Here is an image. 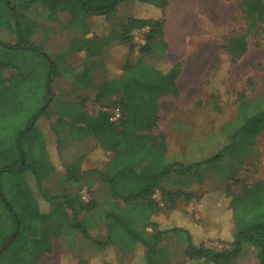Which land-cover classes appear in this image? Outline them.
Returning <instances> with one entry per match:
<instances>
[{"label":"rangeland","instance_id":"rangeland-1","mask_svg":"<svg viewBox=\"0 0 264 264\" xmlns=\"http://www.w3.org/2000/svg\"><path fill=\"white\" fill-rule=\"evenodd\" d=\"M137 1L139 3L134 0H126L121 3L117 11L104 21L105 25H102L101 19L91 18L93 29L98 33H102V31L106 33V31L112 30L114 38L117 39L122 31L121 26L126 21L130 19H156L163 16L164 30L168 36L167 31L171 32L169 24L176 10L178 13L182 8L184 9L177 24L178 28H181L179 30V48H175L171 44L160 59L155 55L147 57V62L158 69L165 68L164 63L172 62L179 63L183 69L177 83L178 94L159 99L157 107L160 117L158 116L157 125L151 133L152 135L153 133L156 134L153 136L164 139L165 149L166 137L175 148L180 149L178 153H183L184 156L179 161L183 165L188 163L187 161H194L196 154L199 157L197 161H204L210 155H214L210 153L213 152L215 146H220L221 143L222 149L232 141L236 142L223 149L222 161L209 166L201 165L187 177L174 176L164 181V187H171L172 185L179 188L200 187L199 191L196 190V193H191L192 198L189 200L177 199L175 205L180 213H185L187 219L197 222L205 230L208 235L206 239L212 237L211 240L205 242L206 247L220 250L223 247L221 241H228L224 237H222L224 239L216 237V226L209 221L206 224L202 219L203 217L193 207V201L197 200V196L203 192L201 190L203 188L205 191L210 190L208 198H210L211 203L216 201L219 205L217 200L226 188L232 194L239 195L244 186L250 185L259 178V180L264 181V24L256 21L255 18L247 19L240 0ZM163 1L167 2V5L162 11L157 7ZM57 17V21L47 18L41 22H35V24L32 21L25 22L26 30H29L26 32L23 29V31L26 35H30L29 41L35 48L39 49L38 52L18 48L21 47L22 42L15 37L14 32L3 30L4 28L0 29V113H3V115L0 114V139H5L7 144L14 142L17 134L26 128L29 129L34 123V129H39L42 133L46 152L53 151L54 137L46 132L48 120L44 119L43 116L36 118L35 115L48 99L46 112L48 116H51L50 118L66 113V111L71 113L75 110L74 108L77 109V103L74 101L78 96L91 98L94 93V89H92L93 93L91 91H76L71 72L68 70L69 64L78 65V60L72 59L70 55L75 46L73 44L81 42L78 39V34L80 35L83 28L76 21L71 23L69 16L65 13H59ZM91 19H87L89 26L92 24ZM252 23L253 25H251ZM146 32L147 28H136L128 33L134 46L129 59L132 63L139 58L137 50L139 46L144 44ZM24 33L21 34L26 39ZM242 34L246 38L245 53L238 57L235 63L231 64V58L226 51L228 40L232 36ZM31 36L33 37L31 38ZM169 36L171 37V35ZM16 41L19 45L17 48L4 47L5 44L15 45ZM124 54L108 52L104 59L108 68L107 71L105 70L108 77L115 78L119 73L120 66L124 61ZM51 61L55 64L54 68H58V71H55L56 77L49 87H46ZM71 69L76 72L74 67ZM99 82V79L96 80V83ZM114 101L116 102L115 98L111 99L110 102L106 101L105 104H111ZM85 106L86 110L91 113L98 110L91 101H88ZM107 110H110V107ZM45 116L47 115L45 114ZM249 119L248 122L251 123L246 131L236 134ZM58 121L64 123L62 118ZM51 128L54 132L57 131L55 124H52ZM261 129H263L262 135L253 134V130ZM165 131H169L171 135L165 137L160 134ZM247 136L249 139L251 137L259 138L258 142L260 143L252 145L238 140L247 139ZM63 138L64 135L59 136L60 140ZM190 145L203 149L190 151L191 156L186 159L188 157L185 156V153L189 152L187 150ZM85 149V143L73 144L64 149L67 151H65L64 159H75L77 155L75 151L83 150L85 153ZM48 158L45 155L42 156L44 162ZM246 165L249 169L240 175ZM239 175L238 181L232 179ZM1 177L2 196L6 203L14 207L16 212L18 198H14L13 194L9 195L3 186L7 177H11L12 183L17 186L15 191H22L23 186L27 185L37 202L43 203L44 208L47 207L46 202H42L43 199L39 196L33 177L25 169L19 173L4 172ZM230 179L232 180L230 181ZM18 180H22L24 185L19 186ZM55 181L54 179L48 181L46 187L48 189L57 187L58 183ZM161 190L166 191L163 188ZM85 191L86 195H89L87 188ZM172 192L185 193L179 189ZM20 199L21 202L24 201V196H21ZM152 199L161 209L168 207V204L161 200L159 192H155ZM89 200L83 204L87 205ZM28 202L25 199L24 204H28ZM95 202L91 210H83L80 215L78 214L77 219L80 221L74 222L73 227L76 226L74 228L65 230L63 222L57 220L50 223V231L53 233L50 238L53 241L52 246H49L50 253L46 252L47 249L41 252L43 246L27 239L23 227L24 219L17 214L20 225L18 224V230L16 228L14 231L15 238L13 239L10 235L3 244L1 242L4 237L0 238V250L6 249L1 254L0 264H58V256L61 252H67L64 263L61 261V264H76V262L88 264L87 261L91 258V254L96 255L98 249L101 250L99 247L104 240L103 235L105 237L108 235V231L101 227V223L106 220L103 211L107 205L101 198ZM56 203L54 202L53 205L56 206ZM207 211L218 212L219 208L211 209L209 207ZM126 212L129 211L126 210ZM0 214L7 225L12 224L10 217L3 208H0ZM165 214L166 211L163 210L159 215L163 217ZM138 215L143 221L141 213ZM174 218L172 226L179 220L177 213H175ZM81 231H85L86 236L81 235ZM113 238L116 241L115 245L103 250L107 251L109 248L108 254L116 259L117 264H126L125 254L118 245L123 243L119 242V233L115 232ZM167 240L168 244H165ZM185 241V236L181 233L168 234L161 242L162 245L158 246L157 256H153L149 263L183 264ZM248 250L249 248L244 247L241 255L234 263H237L244 256L246 264H253L251 262L254 261V258L250 255H255V253L247 252ZM170 252L174 253L172 259L170 257L166 261ZM255 252L254 264H260L262 255L258 251ZM140 256L143 264H146L145 255ZM71 259L72 262H70Z\"/></svg>","mask_w":264,"mask_h":264},{"label":"trees","instance_id":"trees-1","mask_svg":"<svg viewBox=\"0 0 264 264\" xmlns=\"http://www.w3.org/2000/svg\"><path fill=\"white\" fill-rule=\"evenodd\" d=\"M27 1L29 5L37 2L42 3L50 11L51 17L57 12L65 13L69 16L71 23L76 21L81 27L85 28V19L87 18H99L102 25H105L104 21L113 15L120 4L126 0ZM134 1L138 2L137 0ZM7 2L8 0H0V28L9 30L12 23L14 26L13 31L17 34L22 45L20 47L18 43L15 46L5 44L4 47L17 48L19 46L18 48L38 52V48L29 44L25 36L22 37L20 25ZM240 4L247 19L255 18L256 21L264 24V0H240ZM166 5L167 2L163 1L157 8L163 11ZM162 18L163 16L156 19H130L122 24V31L117 39L114 38L113 31L110 30L105 37L94 34L93 38L89 40L83 39L81 43L75 42L73 44L75 45L74 49L84 47L91 57H99L102 60L105 59L112 48L123 47L125 49L124 61L120 66L119 73L115 78L105 75L104 81L95 94L94 102L102 111H99L94 118L87 116L81 110H78V112L74 110L71 113L66 111V116L69 119H77L78 122L84 125L85 136L88 135L94 138L102 149L113 154L109 165H107L106 174H99V179L106 183L112 199L116 201L111 210L105 213V219L108 221L106 225L108 235L100 246L112 248L116 242L113 238L114 233L118 232L119 242L126 245L133 244L141 252L142 250L147 252L145 253L147 254L145 255L147 260L145 263L150 264L149 261L152 259L153 254L157 252V248L164 237L170 233H181L186 240L183 264H246L244 256L237 263H234L241 255L244 247L249 248L247 252H254L255 255V251H258L262 255L260 264H264V182L262 181L244 186L239 195L232 194L227 188L224 190L223 194L227 199L228 211L212 216L209 220L212 223L220 221V231L229 234L228 242L221 241L223 247L220 250L208 248L203 242H198L196 239L200 237V234L192 227L194 225L190 224V221L187 222L181 216L182 213L178 215L179 220L173 226H168L170 227L168 229L161 228L150 220L151 215L160 214L163 210L174 211L177 199L189 200L193 197L191 193L161 190L160 181L162 178L169 174L180 177L187 176L195 168L218 162L224 157V151L222 150L214 157L197 164L183 165L177 162L165 164L164 139L153 136L151 133L158 121V101L163 97L178 94L177 80L181 72V65L177 62L164 63L165 68L163 69H158L147 62V57L150 55L158 56L160 59L167 50L163 39L164 21ZM136 28H147V32L144 35V44L139 46L137 50L139 58L132 63L129 59L134 46L128 33ZM245 40L243 34L229 38L226 51L231 58V64L235 63L236 59L245 53ZM54 67L55 64L51 61L47 73L46 87H49L56 77ZM113 98L116 99V102L105 104L106 101L110 102ZM46 103L47 101L35 115L36 118L48 116ZM109 107L110 109L119 108L120 110V119L114 123L109 121L110 113L107 110ZM0 114L3 115V113ZM248 121L250 119L244 123L240 130H246L250 126L251 122ZM54 136L57 143L58 134L54 133ZM4 140L0 139V180L2 179L1 174L4 172L19 173L25 169L33 177L39 196L51 202L52 205L54 202L57 203L51 214H42L29 187L27 185L23 186L24 182L18 180L19 186H23V189L22 191H15L17 186L12 183L11 177H7L3 186H5L4 188L9 195L13 194L14 198H18L16 212L14 207L6 203L2 196L1 181L0 208L5 210L8 217H10V223H12L7 225L0 214V238L4 237L1 244L14 233L17 224L20 225L16 216L19 214L24 219L23 227L27 239L43 246L42 250L39 249L41 252L47 249L46 252L50 253L47 235L50 232V223L57 220L63 222L67 228H74L76 226L73 227V224L77 215L92 207V204L83 205L77 197L68 198L63 194L50 198L42 194L41 182L52 173V168H47L44 165L42 159L45 153L44 143L39 131L34 129V123L29 129L26 128L23 132L17 134L14 142H8L7 144ZM63 179L77 183L78 177L70 174ZM155 192L161 194V200L168 204V207L161 209L152 199ZM21 196H24L22 202ZM25 199L29 201L28 204H24ZM119 203L124 206L123 209L119 207ZM126 210L129 212H126ZM139 213L143 216L144 222L140 219ZM138 219L140 220L136 221ZM147 228L150 229V232H147ZM80 233L86 236L85 231ZM107 251H109V248ZM141 252L136 253L134 255L136 261L129 264H143L140 256L143 253ZM255 255H250L254 258L253 264ZM62 263H64V259H62ZM76 264L84 263L76 262ZM101 264L117 263L113 257L107 254Z\"/></svg>","mask_w":264,"mask_h":264},{"label":"crops","instance_id":"crops-1","mask_svg":"<svg viewBox=\"0 0 264 264\" xmlns=\"http://www.w3.org/2000/svg\"><path fill=\"white\" fill-rule=\"evenodd\" d=\"M8 5L9 8L11 9L12 14H14V16L16 17L18 23H19V27L21 29V32L24 33L23 29H25L26 32H28L29 29L26 30V24L25 22H33L35 24V22H41L43 20H46L47 18L49 20H53V21H57L56 19L58 18V14L61 12H57L54 16L51 17L50 11L45 8V5H43L40 2L37 3H33V4H28L27 0H8ZM26 4V5H24ZM36 10H38L36 12ZM40 11V12H39ZM165 16H166V10H165ZM36 17V18H33ZM87 19H91V18H87ZM87 19H85V23H86V27L83 28V30H81L80 35L78 34V39L79 40H89L91 38H93V35H97V36H101V37H105L108 35L109 31H106V33H104V31H102V33H98L95 29H93V21L91 19V26L87 25ZM11 29H3V30H7L9 32H14L13 31V24L11 23ZM2 29V28H0ZM99 31V30H98ZM168 33V31H167ZM15 34V37H17V34ZM25 34V33H24ZM26 35V34H25ZM163 38L164 42L167 46V48H169V46L172 44L175 48H179L178 45L180 44V40L177 41L172 39V36H168L166 35V32L163 28ZM178 38H180V34L178 33ZM33 36H31L32 38ZM27 41L29 44H31V42L29 41L30 35L27 34L26 35ZM81 43V42H79ZM17 44V41L15 43V45ZM12 45V46H15ZM32 45V44H31ZM110 52H120V53H125V49L123 47H115L109 50ZM72 57V59L78 60V65L74 66L71 62V64H69L68 70L69 72H71L70 74L72 75V82L74 83V89L76 91H92V89H94V93L92 95L91 98H88L87 96H78V98L74 101L77 103V109H75L76 112H78V110L85 112V114L91 118H94L97 116L99 111H102L100 109V107L94 102V97L95 94L98 92V88L99 86L102 84V82L104 81L105 75H107V73L105 72V70L107 71L108 68L106 66V63L104 62V60H102L99 57H91V55H89V53L86 51V49L81 48V49H74L72 48V53L70 55ZM71 67H74V70L76 72L73 71V69H71ZM56 70L58 71V68H56ZM183 69L181 67V72L180 75L178 77L177 83L180 79V76L182 75ZM106 73V74H105ZM100 80L99 83H96V80ZM178 89V86H177ZM108 98V97H107ZM88 101H91L93 104H95L97 106L98 110H95V112H89L86 110V104ZM47 102H49V99L47 100ZM158 109V107H157ZM48 115V114H47ZM160 114H157V116H159ZM168 115H170L168 113ZM51 116H47L44 117V119L48 120L47 121V131L49 132L55 140V136L54 133L58 134V141L56 143L55 141V146H54V150L50 151L49 153L46 152V148L44 145V149H45V153L44 155L49 157L47 160H45L44 165L48 168H52V173H50V175L48 177H46V179H43V181L41 182V191L42 194H44L46 197L50 198L53 196H57L59 194H63L66 195L68 198H72V197H77L78 200L80 201V203H87V200H89L88 204H92V207L86 209V211L91 210L93 208V203L95 201H97L99 198H101V200H104V203L107 205L103 211V214L105 215V213H107L109 210H111L112 205L115 204V200L112 199L108 187L106 185L105 182L101 181L99 179V174H106L107 172V165H109V162L111 161L113 154L105 149H102L98 142L90 137V136H85L86 133H84V125L80 122L77 121V119H69L68 116H66V113H61L60 115H55L54 117L50 118ZM160 117V116H159ZM62 118V120L64 121V123H60L58 120ZM53 119V120H52ZM70 123V124H68ZM55 124L57 131L54 132L51 128V125ZM157 125V124H156ZM263 129L261 130H257L254 131L253 130V134L256 136H260L263 134L262 132ZM41 139L43 140L42 137V133L40 132V130L38 129ZM240 131V132H238ZM236 132V134H241L244 133V131L246 130H238ZM161 135H164L165 137L167 135H171L169 131H165L160 133ZM60 135H64V138L62 140L59 139ZM153 135H156L153 133ZM247 139H238L239 141H243L244 143H251L252 145H256L260 142L259 138H253L251 137L249 139V136L246 137ZM89 139V141L87 142V140ZM234 140V138H233ZM91 141H93L91 143ZM166 141V149H165V154H164V162L165 164H172V163H180L179 159L183 158L182 154H179L178 152L180 151V149H178L177 147L175 148V146H173L169 139L166 137L165 138ZM44 143V142H43ZM86 145V149L84 150L85 153H83V150H77L75 151L77 153L76 158L69 160V159H64V156L66 155V150H64L65 148L72 146L73 144L78 145V144H84ZM235 141H232L230 144L225 145L224 148H226L228 145L231 144H235ZM222 145V143H221ZM215 146L213 148V152H211L210 154H214V155H210L208 158H206L205 160H208L212 157L215 156V154L218 151L223 150L224 148L221 149L222 146ZM194 148V149H193ZM195 149H203V148H199V147H195L193 145L189 146V149L187 151H189L188 153H185V156H187L189 159L191 156V152L190 151H195ZM66 151V152H65ZM182 151V150H181ZM218 154V153H217ZM195 160L194 161H187L188 163H184L185 165H191V164H197L200 163V161H197L199 158L198 155L196 154L195 156ZM204 160V161H205ZM64 161H68V162H64ZM222 161V159L220 160ZM218 161V162H220ZM215 163V162H214ZM214 163L211 164H205L207 166L212 165ZM204 166V165H203ZM200 167V166H199ZM199 167L195 168L198 169ZM251 167V166H250ZM194 169V170H195ZM249 169L248 165H246L240 175L244 174L247 170ZM193 170V171H194ZM192 171V172H193ZM191 172V173H192ZM60 173V174H59ZM190 173V174H191ZM70 174H74L75 176L78 177L77 183L74 182H70V181H66L63 178L66 176H69ZM240 175L236 178H232L234 181H238L237 179L240 177ZM176 175L174 174H169L167 176H165L164 178L161 179L160 181V187L165 189L166 191H174L175 189H179L182 192L185 193H196L200 187L196 188V187H186V188H179V187H174L173 185L170 186H166L164 187V181H166L167 179H170L172 177H174ZM189 176V175H187ZM187 176H182V177H187ZM176 177H180V176H176ZM56 180L55 182L58 183L57 187H54L53 189H48L46 186V183L51 180ZM230 179V181L232 180ZM260 179V178H259ZM255 180L254 182L257 181H262L263 180ZM241 181V180H240ZM253 182V183H254ZM83 185V186H81ZM81 187V188H80ZM88 189L89 191V195H86V191L85 189ZM76 189V191L74 192V190ZM79 189V192H78ZM203 192L198 194V198L197 200L193 201V207L196 208L197 212L199 213V215H201L204 219V221L207 222L212 218V216H215L217 214H221L223 212L227 213L228 209H227V199L225 197L224 194L220 195V198L217 200L219 202V205H217L216 201L211 203L210 198H208L210 190L209 191H205L203 188L201 189ZM88 193V192H87ZM44 200V201H43ZM42 202H46L47 207L44 208V204L43 203H38V207H39V211L42 214H51L54 210L53 207H55L54 205H52L51 202L46 201L45 199H43ZM196 202V203H195ZM96 203V202H95ZM86 205V204H83ZM42 207V210H41ZM119 207L121 209H123V205L121 203H119ZM211 209H217L219 208V213L215 212V211H207L208 208ZM129 210H131V208H129ZM93 211V210H92ZM91 211V212H92ZM89 212V213H91ZM175 213H177V215L181 214L178 210V208L175 205V210L174 211H166V214L163 219V217H161V215L156 214V215H151V222L156 223L159 227H164L165 229H168L170 227L168 226H172L171 224L173 223L174 215ZM80 215V214H79ZM77 215V216H79ZM181 216L188 222L190 221V224H193L194 229L198 231V233L200 234V237H198V239H196L198 242H203L205 245L207 241L211 240L212 237H210L211 239H206L208 237L207 233L205 232V230L198 225L197 222L193 221L192 223V219H187L185 217V213H182ZM207 216V217H206ZM80 220H78L76 218V222H79ZM211 221H209L210 223ZM212 223V222H211ZM108 224V221H104V223H101V227L106 229V225ZM199 224L201 225V223L199 222ZM214 226H216L215 228L219 229V231H217L215 234L216 237H220V239H224L229 241V234L220 231V221H214L212 223ZM229 225V224H228ZM228 225H227V229H228ZM64 229L66 230L67 227L64 226ZM147 232H150V229L147 228L146 229ZM223 230V229H221ZM103 231V230H102ZM54 232V231H53ZM52 231L48 232V243L49 246L53 244L52 239H50L52 237ZM11 236L13 237L14 235L11 234ZM10 237V236H9ZM215 237V238H216ZM224 237V238H222ZM9 239V238H8ZM103 241H105L106 237L103 235ZM186 242V241H185ZM165 244H168V240L166 241ZM122 250L123 253L125 254V263H133L136 261L135 259V254L138 253L139 251L141 252V250L132 245H126L125 243H119L118 244ZM162 245V244H161ZM159 245V246H161ZM184 246H186V243L184 244ZM101 250L98 249V251L96 252V255L91 254V258L88 259L87 263L88 264H97L98 262L101 264L104 261L105 256L108 254V251L103 250L106 247H99ZM185 249V247H184ZM6 249H1L0 250V256L1 254L4 253ZM51 250V249H50ZM184 252V250H183ZM144 255H147L145 253L147 252H141ZM158 252H155L153 254V256H157ZM173 252H170L168 255V258L166 259V261L169 260V258L173 256ZM161 255V254H160ZM65 256H67V252L63 253L61 252L58 256V264H61L62 259L65 258ZM97 257V258H96ZM74 259V257H73ZM76 259V258H75ZM77 260V259H76ZM75 261V260H74ZM116 261V259H115ZM70 262H72V259L70 260ZM173 263V261H172ZM252 263V262H251ZM250 264V263H248Z\"/></svg>","mask_w":264,"mask_h":264},{"label":"bare ground","instance_id":"bare-ground-1","mask_svg":"<svg viewBox=\"0 0 264 264\" xmlns=\"http://www.w3.org/2000/svg\"><path fill=\"white\" fill-rule=\"evenodd\" d=\"M179 3V2H178ZM182 4V3H181ZM180 7H181V5H180ZM179 7V8H180ZM183 8H182V10L181 11H179L178 13H177V10H176V13L174 14V16H173V18H172V20H171V23L169 24V26H170V30H171V32L169 31L168 33H169V35H171L172 36V39L173 40H176L177 41V43H178V41H179V38H178V33H179V30L181 29H179L178 28V26H177V24H178V22H179V20H180V17H181V15H182V13H183ZM182 20H183V18H182Z\"/></svg>","mask_w":264,"mask_h":264},{"label":"built area","instance_id":"built-area-1","mask_svg":"<svg viewBox=\"0 0 264 264\" xmlns=\"http://www.w3.org/2000/svg\"><path fill=\"white\" fill-rule=\"evenodd\" d=\"M108 113H110V116H109L110 122L114 123L120 119L121 114H120L119 108L110 109L108 110Z\"/></svg>","mask_w":264,"mask_h":264},{"label":"water","instance_id":"water-1","mask_svg":"<svg viewBox=\"0 0 264 264\" xmlns=\"http://www.w3.org/2000/svg\"><path fill=\"white\" fill-rule=\"evenodd\" d=\"M16 228H17V230H18V224H17ZM15 230H16V229H15ZM15 236H16V234H15V232H14L13 239L15 238ZM13 239L11 238V240H13Z\"/></svg>","mask_w":264,"mask_h":264}]
</instances>
